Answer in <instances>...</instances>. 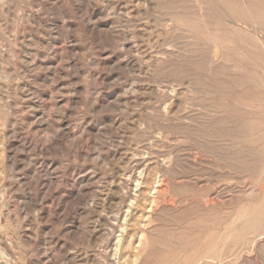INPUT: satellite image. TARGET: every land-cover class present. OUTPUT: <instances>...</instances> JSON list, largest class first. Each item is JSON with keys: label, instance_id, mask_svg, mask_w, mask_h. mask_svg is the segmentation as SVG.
<instances>
[{"label": "rangeland", "instance_id": "rangeland-1", "mask_svg": "<svg viewBox=\"0 0 264 264\" xmlns=\"http://www.w3.org/2000/svg\"><path fill=\"white\" fill-rule=\"evenodd\" d=\"M253 4L0 0V264H264V234L236 239L264 209V0ZM141 160L176 209L139 221L138 249L115 255L114 217L135 193L120 182Z\"/></svg>", "mask_w": 264, "mask_h": 264}, {"label": "bare ground", "instance_id": "bare-ground-1", "mask_svg": "<svg viewBox=\"0 0 264 264\" xmlns=\"http://www.w3.org/2000/svg\"><path fill=\"white\" fill-rule=\"evenodd\" d=\"M202 1H205V0H202ZM221 1V0H220ZM235 1H237V3L239 2V5H241V6H243L246 10H254L253 9V7H254V4H253V0H235ZM197 4V3H196ZM214 4V3H213ZM230 4V3H229ZM199 5V4H198ZM238 5V6H239ZM257 5V4H256ZM261 6V5H260ZM262 6H264V5H262ZM202 7V6H201ZM204 8V7H203ZM261 11V10H260ZM255 12V11H254ZM229 14H230V12H228ZM262 13H263V11H262ZM203 15V14H202ZM252 15V14H251ZM247 16H248V14H247ZM241 17V16H240ZM249 17V16H248ZM232 18V17H231ZM251 18V17H250ZM263 18H264V16H263ZM207 19V18H206ZM235 19V18H234ZM247 19V18H246ZM246 19H244V20H246ZM254 19V18H253ZM257 19H258V17H257ZM196 20V19H195ZM198 20V19H197ZM208 20V19H207ZM210 20V19H209ZM230 20H233V19H230ZM241 20V19H240ZM239 20V21H240ZM250 19H247V21H249ZM264 20V19H263ZM262 20V21H263ZM229 21V20H228ZM235 21V20H234ZM232 21V23H236L237 21ZM255 21L257 22V20L255 19ZM259 21V20H258ZM203 22H205V21H203ZM241 22L244 24H242V25H239L238 27V30L240 29V30H243V31H246V33L248 32V33H251L252 35H251V37L253 36V35H255V36H258L260 33H262L261 32V30H260V32H259V25L258 26H256V25H254V24H252V26L249 24V22H247L246 23V25H248V26H246L245 25V21H242L241 20ZM260 22V21H259ZM237 24V23H236ZM206 25V24H205ZM229 25V24H228ZM234 25V24H233ZM202 26V25H201ZM235 26V25H234ZM246 26V27H245ZM264 26V25H263ZM235 28V27H234ZM218 29H219V27H218ZM230 29V28H229ZM236 29H237V27H236ZM236 29H234L233 31H234V34H235V30ZM223 30H226V29H223ZM239 30V31H240ZM232 31V30H231ZM242 31V32H243ZM225 32V31H224ZM227 32H230V30H228ZM226 32V33H227ZM225 33V34H226ZM236 33H237V31H236ZM231 34H233V33H231ZM214 35H216V34H214ZM227 35V34H226ZM209 37V36H208ZM213 37V36H212ZM217 37V36H216ZM224 37V36H223ZM210 38V37H209ZM221 38V37H220ZM219 38V39H220ZM246 38V37H245ZM248 38V37H247ZM218 38L217 39H212V41L214 42V45H215V47H216V53L218 54V51H219V47H223L224 46V44H225V40L223 41V40H219ZM235 39H237V38H235ZM227 40V39H226ZM234 40V39H233ZM257 40V39H256ZM212 41H210V42H212ZM222 41V42H221ZM237 41V40H236ZM227 42H229V41H227ZM239 42V41H238ZM237 42V43H238ZM248 42V41H247ZM234 44H236V43H234ZM244 44V43H243ZM251 45H252V43H250ZM241 45V44H240ZM253 47L254 48H256V47H258V49H259V47H262L263 49H264V33H262V36H261V39H259V40H257V42L256 43H253ZM238 47V46H237ZM233 49L235 48V47H232ZM231 48V49H232ZM242 48V47H241ZM261 50V49H260ZM263 52V51H262ZM224 54V53H223ZM226 54V53H225ZM222 55V54H221ZM221 58V57H220ZM219 58V59H220ZM159 59V58H158ZM232 59V58H231ZM217 60V59H216ZM215 61V60H214ZM218 61V60H217ZM224 61V60H223ZM214 63V62H213ZM210 68V67H209ZM213 68V67H212ZM210 70V69H209ZM213 71V70H212ZM215 72V71H214ZM243 84V83H242ZM243 85H245V84H243ZM240 86V85H239ZM242 86V85H241ZM240 86V87H241ZM173 89V88H172ZM161 90V89H160ZM165 92V91H164ZM166 93V92H165ZM160 94V93H159ZM163 94V93H162ZM169 94H171V93H169ZM168 94V95H169ZM174 94V93H173ZM264 94V93H263ZM166 96H167V93L165 94ZM172 95V94H171ZM173 96V95H172ZM174 97V96H173ZM169 98V97H168ZM264 104V103H263ZM259 105H260V103H259ZM258 108V107H257ZM256 108V109H257ZM156 113V112H155ZM172 118V117H171ZM182 121V120H181ZM249 120H247L246 122H248ZM254 121H257L256 119L254 120ZM262 122V121H261ZM249 123H247L246 125H248ZM245 125V126H246ZM253 125V124H252ZM251 125V126H252ZM260 125V124H259ZM252 127H254V126H252ZM252 127H251V130H253L252 129ZM191 128V127H190ZM145 134V133H144ZM261 135V134H260ZM191 139V138H190ZM147 145V144H146ZM153 147V146H152ZM151 149V148H150ZM152 151V150H151ZM136 152V151H135ZM138 152H140V151H138ZM142 153V152H141ZM129 154V153H128ZM133 154V153H132ZM143 154V153H142ZM137 155V154H136ZM126 156V155H125ZM130 156V155H129ZM134 156V155H133ZM166 156V155H165ZM164 156V157H165ZM169 156H170V154H169ZM135 157H138V156H135ZM140 157V156H139ZM138 157V158H139ZM143 157V156H142ZM147 157H149L148 155H147ZM161 157H163V156H160V158ZM132 158V157H131ZM146 158V157H145ZM159 158V159H160ZM173 158V157H172ZM198 158V157H197ZM136 159V158H135ZM139 160H140V158H139ZM161 160V159H160ZM127 161V160H126ZM163 161H165V160H163ZM194 161H196V159L194 160ZM133 162V161H132ZM138 162V161H137ZM144 162H147V161H142L141 160V162H139V163H135L136 164V166H138V173L136 172V171H134V173L136 172L137 173V176H136V178H134V176L133 177H128V178H122V180H121V182H120V184L121 185H126L127 187H132V189H135V190H133V192H135L134 194L132 193V194H130V195H128V204L127 205H123V206H120V210L118 211V214L117 213H114V214H117V215H115V219H114V221H115V223L114 224H112V229H111V232H112V235L114 234V233H116V232H118L120 229H121V231H122V235H121V233H119L118 232V235L120 234V238L115 242V251H114V254L115 255H117V254H119L121 251L123 252V251H126L127 249H129V248H131V249H133L134 250V252H135V250H137L138 249V247H136L135 246V243L133 242L134 240V235L132 234L133 233V231H134V228L135 227H137L138 226V222L140 221V222H144V221H147L148 223L146 224V226L147 225H152L150 222L152 221V219L154 218V216H157L156 215V213L160 210V209H162L163 210V208H169V209H173V208H175L176 209V204H175V202H176V198H175V201L173 200V201H171V199L170 200H168V196H169V189H168V187H169V185H168V182L165 180V177H161V178H159L160 180L157 182V184L154 186H150L147 182H146V178L147 177H149V176H147V174L145 173V171H144V169H140V167L143 165V163ZM198 162V161H197ZM119 163V162H118ZM125 163V162H124ZM133 163V164H134ZM151 163V162H150ZM162 162L160 161V163H159V165L161 164ZM164 163V162H163ZM131 164V163H130ZM132 164V165H133ZM165 164L166 163H164V166H165ZM264 164V163H263ZM122 165H124L125 166V164H122ZM121 165V166H122ZM158 165V166H159ZM193 165V164H192ZM167 166V165H166ZM262 166H264V165H262ZM163 167V166H162ZM127 168V167H126ZM148 168V167H147ZM131 169V168H130ZM163 169H164V167H163ZM167 169V168H166ZM124 170H125V168H124ZM127 170H128V168H127ZM151 170V169H150ZM159 170V169H158ZM165 170V169H164ZM170 170V169H169ZM174 170V169H173ZM119 171V170H118ZM129 171V170H128ZM128 171H126V173L125 174H127V172ZM152 171H153V169H152ZM154 171H155V169H154ZM160 171H161V169H160ZM163 171V170H162ZM161 171V172H162ZM171 171V170H170ZM149 172V171H148ZM161 172H159V174L161 173ZM131 173V172H130ZM135 173V174H136ZM172 173V172H171ZM171 173H170V175H171ZM173 174V173H172ZM124 175V174H123ZM130 175V174H129ZM128 175V176H129ZM149 175V174H148ZM162 175H164V173L162 174ZM174 175V174H173ZM172 175V176H173ZM147 176V177H146ZM157 176H158V174H157ZM120 177H121V175H120ZM175 177H176V175H175ZM158 179V178H157ZM156 179V180H157ZM169 179V178H168ZM177 178H175V180H176ZM169 181V180H168ZM118 182V181H117ZM175 183V182H174ZM155 184V183H154ZM110 186V185H109ZM175 186V185H174ZM197 186V185H196ZM112 187V186H111ZM114 187V186H113ZM117 187V186H116ZM172 187V186H171ZM110 188V187H109ZM123 188V187H122ZM177 189V188H176ZM116 190H118V189H116ZM175 190V189H174ZM117 192V191H116ZM244 192V191H243ZM216 193V192H215ZM128 194V193H127ZM119 195V194H118ZM124 194H122V196H123ZM171 195V194H170ZM176 196V195H175ZM178 197V196H177ZM172 198V197H171ZM193 198V197H192ZM197 198V197H196ZM112 199V198H111ZM179 199V198H178ZM116 201V200H115ZM143 201V202H142ZM112 202V201H111ZM178 202V201H177ZM110 204V203H109ZM121 204H123V203H121ZM178 204H179V202H178ZM111 205V204H110ZM114 205V204H113ZM141 205H144V206H146V208H144V210H142L141 209ZM255 205H257V204H255ZM254 205V206H255ZM261 205V204H260ZM115 206V205H114ZM258 206V205H257ZM96 207V206H95ZM179 207V206H178ZM259 207V206H258ZM258 207L255 209L254 208V210L252 209V211H250L249 213L247 212V213H245V215L246 214H248L249 215V220H247V223H248V227H245V230H243L244 232H241L239 235V237L238 238H236L237 239V241L238 242H240V241H246V242H253L254 244H257V239L256 238H258L259 236H261V235H263L264 234V209L263 210H259L258 209ZM114 208V207H113ZM209 208V207H208ZM249 208H251V207H249ZM148 209H149V211H148ZM171 209V210H172ZM175 211V210H174ZM209 211V210H208ZM239 211V210H238ZM249 211V210H248ZM140 212H143L142 214H139ZM161 212V211H160ZM173 212V211H172ZM170 213V212H169ZM165 214V213H164ZM168 214V213H167ZM112 215V214H111ZM206 215V214H205ZM234 215V214H233ZM123 216H124V218H123ZM138 216V217H137ZM169 216V215H168ZM235 216V215H234ZM234 216H233V218H234ZM239 216V220L240 219H242L243 217H244V214H241V215H238ZM109 217V216H108ZM230 217V216H229ZM110 219H112V218H110ZM155 219V218H154ZM235 219V218H234ZM244 219V218H243ZM155 220H157V219H155ZM237 220V219H236ZM232 221V220H231ZM230 221V223H232ZM241 221V220H240ZM150 223V224H149ZM155 223H157V222H155ZM244 223V222H243ZM144 224V223H143ZM232 224H235L234 222L232 223ZM245 224V223H244ZM145 225V224H144ZM153 225H154V223H153ZM158 225V224H157ZM236 225V224H235ZM143 226V225H142ZM227 227V226H226ZM234 227V226H233ZM144 228V227H143ZM148 228V227H147ZM152 228H153V226H152ZM228 228V227H227ZM236 228H238V227H236ZM139 229V228H138ZM146 229V228H145ZM240 229V228H239ZM239 229H236V231L238 230L239 231ZM106 230V229H105ZM109 230V229H108ZM143 230V229H142ZM153 230V229H152ZM227 230V229H226ZM235 230V229H234ZM147 231V230H146ZM155 231V230H154ZM215 230H213L212 232H214ZM223 231H225V228H224V230ZM223 231L221 232V233H223ZM231 231V230H230ZM236 231H235V233H236ZM153 231H151V233H152ZM196 232V231H195ZM233 232V231H232ZM107 233H109V232H107ZM148 233V232H147ZM196 233H199V232H196ZM196 233H194V234H196ZM231 233V232H230ZM192 234L193 233H190V237L192 236ZM193 234V235H194ZM209 234H212V233H209ZM227 234V233H226ZM228 234H229V231H228ZM227 234V235H228ZM234 234V233H233ZM115 235V234H114ZM155 235V234H154ZM197 235V234H196ZM212 235H214V233L212 234ZM218 235H219V233H218ZM221 235H223L224 236V234H221ZM210 236V235H209ZM216 236V235H215ZM215 236H214V238H215ZM223 236H221V237H223ZM231 236V235H230ZM264 236V235H263ZM263 236H261V237H259L260 238V240H261V238L263 237ZM106 237V236H105ZM108 237V236H107ZM144 234H143V238H138V239H140L139 240V245H143L144 244V242H143V240H144ZM154 237V236H153ZM156 237V236H155ZM208 237V236H207ZM212 237V236H211ZM220 237V238H221ZM227 237V236H226ZM233 237H234V235H233ZM236 237V236H235ZM2 238V237H1ZM6 238V237H5ZM109 238H111L110 236H109ZM108 238V239H109ZM213 238V237H212ZM213 238V239H214ZM264 238V237H263ZM3 239V238H2ZM7 239V238H6ZM104 239V238H103ZM211 239V238H210ZM212 239V240H213ZM218 239H219V236H218ZM223 239V238H222ZM224 239H225V237H224ZM232 239V238H231ZM1 240V239H0ZM155 240V239H154ZM215 240H217V238L215 239ZM3 241H5V240H3ZM214 241V240H213ZM218 241V240H217ZM221 241V240H220ZM223 241V240H222ZM222 241H221V243H222ZM109 242V241H108ZM208 242V241H207ZM215 242V241H214ZM228 242V241H227ZM237 242V243H238ZM243 242V243H244ZM107 243V242H106ZM112 243H113V241H112ZM236 243V242H235ZM259 244H260V241L258 242ZM264 243V242H263ZM105 244V243H104ZM103 244V245H104ZM156 244V243H155ZM219 244V243H218ZM137 245V244H136ZM150 245V244H149ZM198 245V244H197ZM206 245V244H205ZM205 245H204V248H205ZM220 245V244H219ZM218 245V246H219ZM192 246V245H191ZM213 246V245H212ZM218 246H217V248H218ZM226 246V245H225ZM224 246V247H225ZM228 246V245H227ZM230 246V245H229ZM237 246V244H235V247L233 246V249L231 250V251H234L235 250V248H237L238 249V246ZM246 246V245H245ZM252 246V245H251ZM258 246V245H257ZM109 247V246H108ZM215 247V246H214ZM213 247V248H214ZM222 247V246H221ZM231 247V246H230ZM230 247H228V248H230ZM241 247V246H240ZM247 247H249V246H246V248ZM254 246H252V249H254L253 248ZM113 248V247H112ZM193 248V247H192ZM208 248V247H207ZM223 248V247H222ZM243 248V247H242ZM241 248V249H242ZM107 249V248H106ZM196 250L198 249L197 247L195 248ZM216 249V248H215ZM102 250V249H101ZM109 250V249H108ZM108 250H106V251H108ZM193 250V249H192ZM192 250H191V253H192ZM224 250V249H223ZM222 250V251H223ZM230 250V249H229ZM243 250V249H242ZM1 251V250H0ZM195 251V250H194ZM206 251V250H205ZM236 251V250H235ZM244 251V250H243ZM242 251V252H243ZM214 252H215V250H214ZM2 253V252H1ZM105 253V252H104ZM109 253V252H108ZM190 253V254H191ZM196 253V252H195ZM204 253V252H203ZM114 254H113V256H114ZM194 254V253H193ZM201 254V253H200ZM222 254H223V252H222ZM241 254H243V253H241ZM250 254V253H249ZM4 255V254H3ZM2 255V256H3ZM111 255H112V252H111ZM147 255V254H146ZM238 255V254H237ZM1 256V255H0ZM108 256V255H107ZM200 256V255H199ZM202 256H204V255H202ZM211 256V255H210ZM231 256V255H230ZM236 256V255H235ZM105 257V256H104ZM125 257V256H124ZM126 257H128L127 255H126ZM142 257V256H141ZM205 257V256H204ZM240 257H241V255H240ZM116 258V257H115ZM119 258V257H118ZM134 258V257H133ZM143 258V257H142ZM141 258V259H142ZM193 258V257H192ZM191 258V259H192ZM202 258V257H201ZM206 258H207V256H206ZM209 258V257H208ZM212 257H210V259H211ZM221 258V257H220ZM223 258V257H222ZM228 258V257H227ZM232 258V257H231ZM236 258H237V256H236ZM235 258V259H236ZM239 258V257H238ZM242 258V257H241ZM2 259V258H1ZM100 259V258H99ZM114 259V258H113ZM129 259V258H128ZM186 259V258H185ZM197 259H199V257L197 258ZM213 259H215V258H213ZM224 259V258H223ZM229 259V258H228ZM4 260V259H3ZM101 260H102V258H101ZM105 260H106V258H105ZM107 260H108V258H107ZM115 260V259H114ZM194 260V259H193ZM203 260V259H202ZM202 260L200 259V261L202 262ZM212 260V259H211ZM216 260V259H215ZM239 260H240V258H239ZM124 261H125V259H124ZM189 261V260H188ZM225 261V260H224ZM227 261V260H226ZM225 261V262H226ZM229 261H231V259L229 260ZM241 261V260H240ZM113 262V261H112ZM141 262H142V260H141ZM219 262V261H218ZM217 262V263H218ZM220 262H222V261H220ZM195 263V262H194ZM193 263V264H194ZM200 263V262H199ZM204 263V262H203ZM205 263H206V261H205ZM236 263V262H235ZM240 263V262H239ZM5 264H7V263H5ZM140 264V263H139ZM184 264H186V262L184 263ZM210 264V263H209ZM223 264V263H222ZM226 264V263H225ZM232 264H233V262H232Z\"/></svg>", "mask_w": 264, "mask_h": 264}]
</instances>
